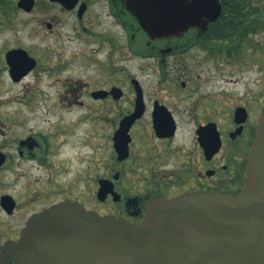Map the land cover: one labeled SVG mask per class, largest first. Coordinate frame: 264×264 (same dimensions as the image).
Instances as JSON below:
<instances>
[{"label":"flooded vegetation","instance_id":"af4514ba","mask_svg":"<svg viewBox=\"0 0 264 264\" xmlns=\"http://www.w3.org/2000/svg\"><path fill=\"white\" fill-rule=\"evenodd\" d=\"M18 1L13 10L32 15L36 33H41V24L48 32H59L56 27L69 20L76 34L80 46L72 57L67 58L52 38L40 35L41 40L35 39L30 46L6 48L3 58L12 81L32 72H91L87 81L59 78L55 82L63 87L61 99L69 105L80 108L88 98L105 109L97 117L98 136L87 146L94 156L102 150L98 160L92 159L100 171L93 183L98 203H109L112 210L88 208L85 196L72 195L69 185H56L54 178L34 192L17 187L16 179L7 181L13 160L6 146L11 142L1 141L0 264H19L6 245L18 242L29 220L57 203L79 204L138 225L157 197L171 199L202 191L236 194L247 184L248 154L264 111L263 69H253L258 73L243 79L239 91L228 93L223 85L217 86L223 89L218 95L201 72L206 70V60H245L247 42L264 31V0H211L214 8L220 7L214 20L215 14H204L207 24L193 25L179 36L156 38L146 32L134 12L133 3L141 0H69L73 4L68 5L34 0L30 11ZM1 8L2 0L0 24ZM13 49L26 50L31 58L27 73L19 79L12 77L7 58ZM0 58L2 66V46ZM3 130L0 127L1 135ZM11 134L14 137L18 131ZM216 135L221 138L217 151ZM78 139L76 132L75 144ZM13 141L20 158L48 164L50 140L43 133L37 130L27 139ZM106 189L105 199H100L98 194Z\"/></svg>","mask_w":264,"mask_h":264},{"label":"water","instance_id":"95a60500","mask_svg":"<svg viewBox=\"0 0 264 264\" xmlns=\"http://www.w3.org/2000/svg\"><path fill=\"white\" fill-rule=\"evenodd\" d=\"M18 5L30 11L34 0ZM133 9L154 38L179 36L207 24L202 15L215 14L214 20L220 12L211 0H141ZM7 58L14 79L27 73L26 50H10ZM214 140L217 151L221 138ZM246 166L248 182L238 193L157 197L138 225L79 204H54L31 218L19 241L5 249L19 264H264V111ZM107 191L98 197L105 199Z\"/></svg>","mask_w":264,"mask_h":264},{"label":"rangeland","instance_id":"374dc122","mask_svg":"<svg viewBox=\"0 0 264 264\" xmlns=\"http://www.w3.org/2000/svg\"><path fill=\"white\" fill-rule=\"evenodd\" d=\"M17 0H5L2 3V24H0V52L2 46V66L0 58V127L5 133L0 134V143L11 142L6 146L8 152L12 154V166L6 171L5 179L11 181L16 179V186L19 188L28 187L31 192L34 189H41L52 178L56 180V185L63 183L69 185L72 195L85 196L88 208L97 209L102 212L111 211L109 203H98L96 197L94 175L100 174L97 162L100 153L95 156L87 146L93 137L98 136V115L105 112L104 108H98L96 102H91L85 98L83 105H80L79 113L69 112L63 108H71L67 101L61 99L65 92L61 84L55 82L59 78H71L87 81L91 77V72L76 70L65 71L58 74H48L47 72H32L21 81H12L9 75V68L5 64L3 52L13 45L30 46L36 40H41L40 35L52 38V42L58 45L66 57L71 55L80 46L76 34L70 25V21L59 24L56 29L59 32H48L45 25L41 24V33H36L34 20L30 14H25L19 9L13 10ZM2 25V26H1ZM62 34L58 39L54 35ZM245 60L232 61L230 63L222 59H212L205 61L206 70L201 72L202 79L207 80L218 95L223 89L217 86L223 85L224 91L233 93L242 88L243 79H248L258 72L262 67L264 73V31L253 36L246 45ZM58 57H54V61ZM72 68H80V65H72ZM255 69V71L253 70ZM221 73V75H220ZM255 73V74H254ZM253 74V75H251ZM238 79V80H237ZM251 79V78H250ZM233 80H237L234 83ZM16 95V99H10ZM83 99V98H82ZM63 105L64 107H62ZM66 105V106H65ZM16 113V115H15ZM22 118L23 122L16 123ZM80 119L81 128L75 130L76 119ZM33 126L35 129H33ZM18 134L13 137L11 132ZM50 140V147L47 149L48 164H42L39 159L20 158L17 154V147L13 140L27 139L30 132L37 131ZM106 128H103L105 132ZM22 132V133H20ZM78 133V143L76 141ZM15 138V139H14ZM99 144V142H94ZM104 154L107 151L105 146V136L103 137ZM86 145V146H85ZM39 150H35L38 152ZM106 158V157H105ZM104 158V159H105ZM78 161V162H77ZM104 173V172H103ZM129 177V174H126ZM24 190V189H23ZM26 191V189L24 190ZM33 193H31V196Z\"/></svg>","mask_w":264,"mask_h":264},{"label":"bare ground","instance_id":"6f19581e","mask_svg":"<svg viewBox=\"0 0 264 264\" xmlns=\"http://www.w3.org/2000/svg\"><path fill=\"white\" fill-rule=\"evenodd\" d=\"M10 99H16V95H14V96H13L12 98H10ZM61 106L64 107L63 105H61ZM63 110L66 111L67 113H69V112H76V113H79L80 108H78V107L65 108V107H64ZM81 123H82V122H80V119H79V118L76 119L75 127H76L77 130H79V129L81 128Z\"/></svg>","mask_w":264,"mask_h":264},{"label":"trees","instance_id":"16d2710c","mask_svg":"<svg viewBox=\"0 0 264 264\" xmlns=\"http://www.w3.org/2000/svg\"><path fill=\"white\" fill-rule=\"evenodd\" d=\"M2 3H5V0H2Z\"/></svg>","mask_w":264,"mask_h":264}]
</instances>
